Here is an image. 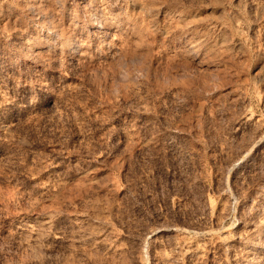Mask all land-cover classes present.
Masks as SVG:
<instances>
[{"label": "rangeland", "instance_id": "374dc122", "mask_svg": "<svg viewBox=\"0 0 264 264\" xmlns=\"http://www.w3.org/2000/svg\"><path fill=\"white\" fill-rule=\"evenodd\" d=\"M50 1L0 0V264H264V0Z\"/></svg>", "mask_w": 264, "mask_h": 264}, {"label": "bare ground", "instance_id": "6f19581e", "mask_svg": "<svg viewBox=\"0 0 264 264\" xmlns=\"http://www.w3.org/2000/svg\"><path fill=\"white\" fill-rule=\"evenodd\" d=\"M18 1V0H17ZM22 1V0H21ZM47 1H49V0H45L44 2L42 1V0H23V2H24V4H23V6H26V13L24 12V14H27V15H34V14H36V16L39 18V19H49V18H51L56 12H61V13H63L62 12V10H60V11H57L55 8H53V6L54 5H56V4H51V6H52V8H51V10L50 11H48V12H43V13H36V11H38L37 9V7L43 2V4L45 3V2H47ZM52 1V0H51ZM50 1V2H51ZM71 1V0H70ZM70 1L68 2L69 3V6H70ZM103 0H76V2H79L80 4H84V6L85 5H89V4H92V3H94L95 4V6H96V9H99L100 10V13H102V11H104L102 14H104L105 15V18H104V21L106 22V20L105 19H107L108 18V20H109V16H108V14L110 13V11H111V9L110 8H108V7H105V5L103 4V2H102ZM132 1V0H131ZM151 1V0H150ZM153 1V0H152ZM20 2V1H19ZM49 2V3H50ZM62 2H65V1H62ZM108 2V1H107ZM133 2V4L134 5H136L135 7H137V5L139 6V7H141L142 8V3H141V0L140 1H137V0H133L132 1ZM131 2V3H132ZM72 3V2H71ZM105 3V2H104ZM112 3V2H111ZM19 4V3H18ZM46 4V3H45ZM59 4V3H58ZM62 4V3H61ZM145 4V3H144ZM9 5V4H8ZM47 5H48V3H47ZM67 5V4H66ZM107 5V4H106ZM7 6V5H6ZM9 6H11V5H9ZM19 6H22L21 4H19ZM43 6H45V5H43ZM42 5H41V7H43ZM50 6V7H51ZM59 6V5H58ZM57 6V7H58ZM81 6V5H80ZM45 7H47V6H45ZM49 7V6H48ZM60 7V6H59ZM76 7V6H75ZM77 7H79V6H77ZM76 7V8H77ZM82 7H83V5H82ZM81 7V9H84V8H82ZM93 6H91V8H92ZM8 8V7H7ZM14 8V7H13ZM70 8H71V6H70ZM87 8V7H86ZM86 8H85V11H86ZM105 8H107V9H109L110 11H108L109 13L107 14V12L104 10ZM141 8L140 9H137V10H141ZM16 9V8H15ZM67 9V8H66ZM69 9V8H68ZM79 9V8H78ZM95 9V10H96ZM143 9V8H142ZM3 10V9H2ZM13 10V9H12ZM16 10H18V9H16ZM20 10V9H19ZM70 10V9H69ZM76 10V9H75ZM147 10V9H146ZM9 11V10H8ZM8 11H7V13H8ZM13 11H15V10H13ZM23 11V10H22ZM39 11H40V8H39ZM42 11V10H41ZM40 11V12H41ZM65 11V10H64ZM71 11V10H70ZM77 11V10H76ZM90 12L92 11V10H89ZM17 12V11H16ZM78 12V11H77ZM82 12H83V10H82ZM87 12H88V9H87ZM111 12H113V9H112V11ZM4 13V12H3ZM6 13V12H5ZM7 13L5 14V15H7ZM15 13V12H14ZM66 13V12H65ZM98 13V12H97ZM2 14V13H1ZM17 14V13H16ZM23 14V13H22ZM23 14V15H24ZM60 14V13H59ZM64 14V13H63ZM67 14H69V13H67ZM78 14V13H77ZM9 15V14H8ZM11 15V14H10ZM19 15V14H18ZM57 15V14H56ZM66 15V14H65ZM71 15H74V12H73V14H71ZM85 14H83V16H84ZM90 15H91V13H90ZM95 15V14H94ZM97 15V14H96ZM100 15V14H99ZM2 16H4L3 14H2ZM15 16V15H14ZM60 16H62V14L60 15ZM75 16V15H74ZM86 16V15H85ZM89 16V15H88ZM113 16H114V13H113ZM113 16H112V18H113ZM117 16V15H116ZM9 17V16H8ZM18 17V16H17ZM16 17V18H17ZM21 17V16H20ZM69 17V16H68ZM71 17H73V16H71ZM71 17H69V18H71ZM80 17V16H79ZM79 17H76L77 19L79 18ZM94 17V16H93ZM100 17V16H99ZM102 17H104V16H102ZM5 18H7L6 16H5ZM24 18V17H23ZM37 18V19H38ZM87 18V17H86ZM85 18V19H86ZM90 17H88V19H89ZM95 18V17H94ZM101 18V17H100ZM99 18V19H100ZM13 19H15V18H13ZM17 19H19V18H17ZM21 19V18H20ZM56 19V18H55ZM71 19H74V18H71ZM79 19H81V17L79 18ZM96 19V18H95ZM98 19V18H97ZM117 19V18H116ZM115 19V20H116ZM130 19V18H129ZM132 19V18H131ZM6 20V19H5ZM4 20V18H3V21H5ZM29 20V19H28ZM101 20V19H100ZM124 20V19H123ZM127 20H128V18H127ZM135 20H136V18H135ZM36 21V20H35ZM40 21V20H39ZM38 21V22H39ZM57 21H59V24H60V19L59 20H57ZM56 21V22H57ZM75 21H76V19H75ZM78 21V20H77ZM103 21V22H104ZM114 21V20H113ZM121 21V20H120ZM2 22V21H1ZM9 22V24H12V22L10 23V20L8 21ZM17 22V21H16ZM16 22H15V24H16ZM25 22V21H24ZM28 22H30V20L28 21ZM31 22H33L34 24H35V22L34 21H31ZM40 22H43V21H40ZM48 22V21H47ZM53 22V21H52ZM51 22V23H52ZM55 22V21H54ZM112 21H107V24H103V25H105V26H102V28H96V27H94L95 28V30H97L98 32H100V33H103L104 35L105 34H109V33H111L110 32V30H112V28H111V25H113V23H111ZM122 22V21H121ZM124 22V21H123ZM127 22V21H126ZM129 22V21H128ZM46 23V22H45ZM58 23V22H57ZM63 25H61V27H59V29H58V31L61 29V31H62V29H64L65 27H71L72 26V24H74L75 22H73V20L71 21H69V20H67V19H65L63 22ZM85 23H87V22H85ZM115 23H118V21H116ZM125 23V22H124ZM141 23V22H140ZM14 24V25H15ZM21 24V23H20ZM29 24V23H28ZM82 24V23H81ZM81 24H80V22H78V23H75V29H76V31L77 30H80V32H81V30H82V27H81ZM135 24V23H134ZM6 25H8V23L6 24ZM31 25V24H30ZM57 25V24H56ZM86 25V24H85ZM99 25H100V22H99ZM115 25V24H114ZM129 25H130V22H129ZM132 25H133V23H132ZM140 25V24H139ZM11 26H13V24L11 25ZM16 26H18V25H16ZM24 26V25H23ZM134 26V25H133ZM132 26V29H135L134 27H136L137 28V24H136V26H134L133 27ZM144 26V25H143ZM149 26V25H148ZM7 27V26H6ZM15 29H16V27L15 26H13ZM20 27V26H19ZM26 27V26H25ZM30 27V26H29ZM36 27V26H35ZM62 27H64V28H62ZM115 27H117L118 28V26H115ZM120 27H121V25H120ZM119 27V28H120ZM125 27V26H124ZM129 27H131V25L129 26ZM9 28V27H8ZM31 28H33V27H31ZM56 28V27H55ZM85 28V27H84ZM116 28V29H117ZM119 28H118V31H119ZM126 28H128V26H126ZM139 29H140V27H138ZM12 29V28H11ZM54 29V28H53ZM66 29V28H65ZM67 29H69V28H67ZM66 29V30H67ZM87 29V28H86ZM92 29V28H91ZM121 29H123V27L121 28ZM120 29V33L122 32V31H124V30H121ZM131 28H129V30H130ZM9 30V29H8ZM73 30V29H72ZM90 30V29H89ZM89 30H87V31H89ZM95 30H94V32H95ZM115 30V29H114ZM138 30V29H137ZM136 30V31H137ZM141 30V29H140ZM10 31V30H9ZM55 31V30H54ZM53 31V32H54ZM57 31V30H56ZM63 31H65V30H63ZM62 31V32H63ZM71 31V30H70ZM74 32H75V30H73ZM73 31H72V33H73ZM83 31H84V29H83ZM92 30H90V32H91ZM66 32V31H65ZM64 32V33H65ZM85 32H86V30H85ZM84 32V33H85ZM90 32H88V33H90ZM93 32V31H92ZM97 32V33H98ZM116 32V31H115ZM125 32V31H124ZM55 33V32H54ZM58 33V32H57ZM56 33V34H57ZM64 33H63V35H64ZM83 33V34H84ZM143 33V32H142ZM142 33L140 34V35H142ZM66 34V33H65ZM78 34V33H77ZM77 34H75L76 36H77ZM80 34V33H79ZM81 34H82V32H81ZM102 34V35H103ZM134 35H137V34H135V33H133ZM53 35H55V34H53ZM58 35V34H57ZM69 35H70V33H69ZM72 35V34H71ZM85 35V34H84ZM98 35V34H97ZM139 35V34H138ZM45 36V35H44ZM56 36V35H55ZM88 36H89V34H88ZM93 36V35H92ZM94 36H95V34H94ZM121 36V35H120ZM119 36V37H120ZM124 36V35H123ZM143 36V35H142ZM87 37V36H86ZM96 37V36H95ZM94 37V38H95ZM129 37V36H128ZM138 37V36H137ZM42 38V37H41ZM41 38L39 37V39L41 40ZM55 38V37H54ZM79 38H82L81 36H79ZM93 38V39H94ZM135 38V40H136V37H134ZM144 38V37H143ZM22 39V38H21ZM35 39H37L36 37H35ZM34 39V40H35ZM65 39V38H64ZM83 39H85L84 37H83ZM133 39V38H132ZM139 39V38H138ZM140 39L142 40V38L140 37ZM25 40V39H24ZM38 40V39H37ZM45 40V39H44ZM73 40V39H72ZM131 40V39H130ZM33 41V40H32ZM74 41V40H73ZM75 41H76V39H75ZM87 41H88V39H87ZM98 41V40H97ZM114 41H115V39H114ZM127 41V40H126ZM129 41V40H128ZM38 42V41H37ZM43 42V41H42ZM42 42H40V43H42ZM45 42V41H44ZM43 42V44H45ZM59 42V41H58ZM90 42V41H89ZM132 42H134V40L132 41ZM137 42V41H136ZM135 42V43H136ZM26 43V42H25ZM24 43V44H25ZM28 43V42H27ZM88 43V42H87ZM120 43H122V42H120ZM119 43V44H120ZM21 44V43H20ZM23 44V45H24ZM39 44V43H38ZM91 44H93V43H91ZM118 43H117V45H119ZM122 44H124V43H122ZM129 44V43H128ZM57 45V44H56ZM129 45H132V44H129ZM58 46V45H57ZM90 46V45H89ZM92 46V45H91ZM113 46V45H112ZM116 46V45H115ZM27 47V46H26ZM35 47V46H34ZM33 47V48H34ZM56 47V46H55ZM86 48H87V44H86V46H85ZM36 50H42V48H43V46H40V45H36ZM84 48V47H83ZM91 48V47H90ZM141 48V47H140ZM45 49H47L46 47L44 48V50ZM54 49V48H53ZM88 49V48H87ZM117 49V48H116ZM121 49V48H120ZM50 50V49H49ZM82 50V49H81ZM81 50H79L78 52H81ZM85 50V49H84ZM53 51V50H52ZM52 51H51V53H52ZM88 52V50H85V52ZM113 51V50H112ZM42 52V51H41ZM46 52V51H45ZM82 52H83V50H82ZM94 53H95V51H93ZM109 52V51H108ZM113 52H115V51H113ZM117 52V51H116ZM90 53H91V51H90ZM107 53V52H106ZM79 54V53H78ZM77 54V55H78ZM89 54V53H88ZM93 54V53H92ZM109 54V53H108ZM112 54V53H111ZM117 54V53H116ZM99 55V54H98ZM110 55V54H109ZM86 56V55H85ZM95 57H97L96 55H94ZM100 56V55H99ZM98 56V57H99ZM107 57H108V59H109V56L108 55H106ZM111 56V55H110ZM112 56H113V54H112ZM84 57V56H83ZM80 58H81V56H80ZM113 58V57H112ZM112 58H110L111 60H112ZM92 59V58H91ZM106 59V58H105ZM95 60H96V58H95ZM106 61H108V60H106ZM252 118V117H251ZM253 120V119H252ZM237 161H238V159H237ZM234 163V162H233ZM236 163V162H235ZM50 219V218H49ZM44 223L46 224L47 223V225H48V217H45V218H43V220H42V224L39 222V224H41L40 226H42V228H43V225H44ZM45 226V225H44ZM203 228V227H202ZM204 229V228H203ZM200 230H201V228H200ZM206 230H208L207 228H206ZM206 230L204 231V230H201L202 232H206ZM198 231V230H197ZM210 231H212V230H210ZM200 232V231H199ZM208 233H210L209 232V230L207 231ZM241 233V232H240ZM261 233V232H260ZM203 234V233H202ZM204 235H205V233H204ZM207 235V234H206ZM216 239V238H215ZM202 240H203V238H202ZM201 240V241H202ZM207 240V239H206ZM200 240L199 241H196V242H194V243H185V244H182V247H181V249L183 250V251H185V253L184 254H186V252L187 253H191L192 254V256L193 255H199V254H206L205 252H206V249L208 248H205V245H204V240H203V244H202V242H201ZM214 241V240H213ZM184 242V241H183ZM201 242V243H200ZM178 244V243H177ZM181 245V244H180ZM177 246H179V245H177ZM175 248H176V244H175V246H174ZM180 247V246H179ZM173 248V247H172ZM174 248V249H175ZM180 250V249H179ZM181 253V252H180ZM188 255V254H187Z\"/></svg>", "mask_w": 264, "mask_h": 264}]
</instances>
